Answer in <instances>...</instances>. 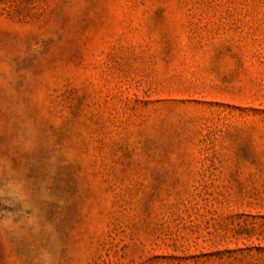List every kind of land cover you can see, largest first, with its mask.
Returning a JSON list of instances; mask_svg holds the SVG:
<instances>
[{
    "label": "rangeland",
    "instance_id": "374dc122",
    "mask_svg": "<svg viewBox=\"0 0 264 264\" xmlns=\"http://www.w3.org/2000/svg\"><path fill=\"white\" fill-rule=\"evenodd\" d=\"M0 264H264V0H0Z\"/></svg>",
    "mask_w": 264,
    "mask_h": 264
}]
</instances>
